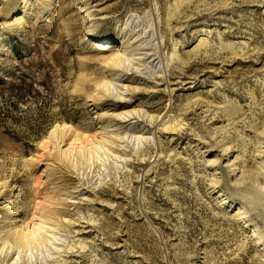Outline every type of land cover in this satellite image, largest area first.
<instances>
[{
	"label": "rangeland",
	"instance_id": "obj_1",
	"mask_svg": "<svg viewBox=\"0 0 264 264\" xmlns=\"http://www.w3.org/2000/svg\"><path fill=\"white\" fill-rule=\"evenodd\" d=\"M0 264H264V0H0Z\"/></svg>",
	"mask_w": 264,
	"mask_h": 264
},
{
	"label": "bare ground",
	"instance_id": "obj_2",
	"mask_svg": "<svg viewBox=\"0 0 264 264\" xmlns=\"http://www.w3.org/2000/svg\"><path fill=\"white\" fill-rule=\"evenodd\" d=\"M234 173H235V172H234ZM234 173H233V174H234ZM16 207H17V206H16L15 203H12V204H11L12 214L15 213V212H17ZM242 218H244V217H242ZM20 234H21V233H20ZM24 238H25V237H24ZM20 239H21V236L18 235V236H17V240H20ZM258 243H260V242H258Z\"/></svg>",
	"mask_w": 264,
	"mask_h": 264
}]
</instances>
